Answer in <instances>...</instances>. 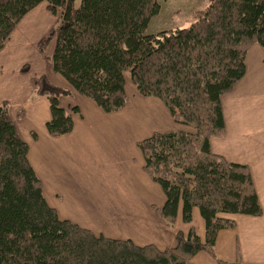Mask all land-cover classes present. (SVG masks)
Segmentation results:
<instances>
[{
  "label": "trees",
  "instance_id": "trees-1",
  "mask_svg": "<svg viewBox=\"0 0 264 264\" xmlns=\"http://www.w3.org/2000/svg\"><path fill=\"white\" fill-rule=\"evenodd\" d=\"M74 1L0 0V50L23 17L44 3L59 21L38 49L45 52L55 42L52 70L75 93L105 113L119 112L127 103L128 79L140 97L159 100L185 129L154 132L137 143L144 172L165 197L157 214L172 227L179 207L184 223L197 208L205 237L201 241L191 228L176 234L175 247L159 250L95 235L60 219L44 199L10 105L2 102L0 264H185L199 251L214 256L217 233L235 225L228 216L261 213L248 167L214 154L209 142L224 134L221 97L244 76L247 51L253 44L264 50V0H211L193 12L189 27L157 33L146 30L160 11L159 0H81L78 7ZM32 84L49 103L48 134H69L71 112L60 99L72 93L44 74Z\"/></svg>",
  "mask_w": 264,
  "mask_h": 264
},
{
  "label": "crops",
  "instance_id": "crops-1",
  "mask_svg": "<svg viewBox=\"0 0 264 264\" xmlns=\"http://www.w3.org/2000/svg\"><path fill=\"white\" fill-rule=\"evenodd\" d=\"M58 21L46 4H40L23 17L0 50V104L10 105L45 201L60 219L95 235L130 240L137 246L171 249L176 245V234L186 235L191 228L203 241L205 224L197 208L192 210L191 222L184 223L179 207L172 227L158 216L165 197L144 172V159L137 148L140 140L154 132L185 128L174 123L154 98L134 101L127 95L123 110L105 113L75 93L52 70L50 56L55 42L45 52L37 45ZM25 64L30 68L28 74L21 73ZM42 74L72 93L60 99V106L71 112L73 130L69 134L51 137L46 130L49 103L36 95L32 85V76ZM221 108L224 134L210 139V150L248 167L261 213L228 216L235 225L217 233L214 256L199 251L185 264H264V50L260 45L253 44L247 51L245 74L221 97ZM20 112L22 118L18 117Z\"/></svg>",
  "mask_w": 264,
  "mask_h": 264
},
{
  "label": "rangeland",
  "instance_id": "rangeland-1",
  "mask_svg": "<svg viewBox=\"0 0 264 264\" xmlns=\"http://www.w3.org/2000/svg\"><path fill=\"white\" fill-rule=\"evenodd\" d=\"M210 1H207V0H159L160 6H161L160 11L156 16H154L151 19L147 27L146 33H157L161 30H166V29L176 28V27H180V28L186 27L187 28L194 21L193 12L204 9L210 3ZM80 2L81 0H75L74 1L75 7H78L80 5ZM23 66H28V64H25ZM28 69L29 70L26 74L30 72V68ZM37 70H39V68ZM36 76L38 75L32 76V79L33 77H36ZM126 93L128 96H130V98L134 99V101H136L137 98L142 99V97L138 95L135 88L132 86V84L129 82L128 79H127V85H126ZM150 102H153V101L151 100Z\"/></svg>",
  "mask_w": 264,
  "mask_h": 264
}]
</instances>
